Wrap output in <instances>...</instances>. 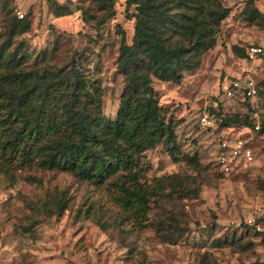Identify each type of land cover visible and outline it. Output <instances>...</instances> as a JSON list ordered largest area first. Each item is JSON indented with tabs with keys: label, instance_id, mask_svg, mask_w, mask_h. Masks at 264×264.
Masks as SVG:
<instances>
[{
	"label": "rangeland",
	"instance_id": "374dc122",
	"mask_svg": "<svg viewBox=\"0 0 264 264\" xmlns=\"http://www.w3.org/2000/svg\"><path fill=\"white\" fill-rule=\"evenodd\" d=\"M57 1L63 15L47 0H0V47L17 25L12 38L31 53L29 68L79 60L102 89V114L116 119L125 85L117 69L122 33L131 44L135 25L126 18V0H116L117 15L103 26L97 0ZM221 1L231 12L217 46L184 72L181 84L153 79L160 104L178 122L181 151L198 165L173 163L163 145L144 154L141 183L161 188L141 224L112 201L107 184L36 166L1 167L0 264H264V63L247 55L264 43V19L243 18L249 0ZM254 3L264 14V0ZM83 10L95 19L86 22ZM247 78L257 84L254 98L224 91ZM204 115L212 125L201 123ZM229 115L252 126H224ZM239 140L252 161L233 158ZM171 176L180 182H159Z\"/></svg>",
	"mask_w": 264,
	"mask_h": 264
},
{
	"label": "trees",
	"instance_id": "16d2710c",
	"mask_svg": "<svg viewBox=\"0 0 264 264\" xmlns=\"http://www.w3.org/2000/svg\"><path fill=\"white\" fill-rule=\"evenodd\" d=\"M47 1L63 15L64 5ZM115 6L116 0H97V24L113 19ZM230 12L221 0H126V18L135 25L131 44L122 33L117 69L125 85L116 119L102 114V89L79 60L29 68L31 53L14 43V25L9 42L0 47V168L36 166L107 184L116 205L139 224L148 221L151 197L161 186L141 183L144 154L163 145L173 163L198 165L196 157L181 151L178 122L160 104L153 79L181 84L184 72L196 69L217 46ZM82 14L86 22L95 19L88 10ZM243 18L255 23L264 14L249 0ZM232 124L252 126L247 119L225 116L223 125Z\"/></svg>",
	"mask_w": 264,
	"mask_h": 264
},
{
	"label": "built area",
	"instance_id": "2783aa9c",
	"mask_svg": "<svg viewBox=\"0 0 264 264\" xmlns=\"http://www.w3.org/2000/svg\"><path fill=\"white\" fill-rule=\"evenodd\" d=\"M247 54L251 60H258L264 63V43L259 44V45L250 46L247 49ZM232 88L235 90H238V89L240 91L242 90L244 95L249 98H254L257 95V84L251 78L246 79L243 85H241L238 81L234 82L232 85H225L224 91L229 96H231ZM201 123L204 126L212 125V122L207 115H204L201 118ZM256 129H259V126H257ZM232 153H233L234 159L239 158V157H242L243 159L248 160V161H252L253 159L251 151L248 148H246L244 146V142L240 140L236 142V145L234 146ZM222 164L226 171H230V169L232 168L231 163L228 162L226 158L222 159Z\"/></svg>",
	"mask_w": 264,
	"mask_h": 264
},
{
	"label": "crops",
	"instance_id": "0c3cea01",
	"mask_svg": "<svg viewBox=\"0 0 264 264\" xmlns=\"http://www.w3.org/2000/svg\"><path fill=\"white\" fill-rule=\"evenodd\" d=\"M261 62V61H260ZM247 79H249V78H247Z\"/></svg>",
	"mask_w": 264,
	"mask_h": 264
}]
</instances>
